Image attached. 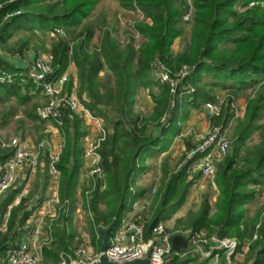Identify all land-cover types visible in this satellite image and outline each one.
<instances>
[{
	"label": "trees",
	"instance_id": "1",
	"mask_svg": "<svg viewBox=\"0 0 264 264\" xmlns=\"http://www.w3.org/2000/svg\"><path fill=\"white\" fill-rule=\"evenodd\" d=\"M99 1L0 0V48L10 49L6 43L17 31L34 35L35 30L62 28L63 37L50 38L48 47L39 39L33 49L51 57L49 77L59 76L71 63L75 65V90L70 77L65 91H75L85 108L104 122L106 135L99 153L105 188L101 191L95 188L87 198L83 185L80 193L81 208L96 250L100 248L103 232L110 229L111 236L123 214L148 192L146 187L134 188L137 176L147 167L146 158L157 157L169 149L190 110L213 100L215 94L211 88L216 87L227 90L228 98L219 114L209 119L211 124L225 127L235 121L230 132L231 148L217 164L213 177L215 199L211 202L209 193H203L196 208L187 210L177 224L193 233L216 232L240 241L256 234L247 257L251 264H264V219L259 220L264 204L250 220L244 208L264 187V123L260 122L264 116V7L239 10V6L247 5L250 0H192L194 13L189 38L174 52L175 40L187 27L182 22L184 0H117L123 9L142 13V19H130L131 27L120 23L118 12L112 20L102 11L93 16ZM19 8L21 14L3 18L5 12ZM96 29L99 36L94 41ZM135 33L139 34L137 41ZM23 47L29 48L26 39L20 47L7 51L23 53ZM157 58L173 71L183 64L190 67L189 75L181 80L175 93L153 76L152 64ZM0 70L16 72L17 69L0 58ZM207 77L210 81L204 80ZM190 87L194 89L192 92ZM245 89H251L252 93L246 98L243 113L237 116L234 98ZM141 90L147 92L153 103L147 115L135 106ZM31 91L39 92L31 80L24 82V77L0 82V100L14 98L18 105L31 102L24 111L43 129L47 121L36 115L39 104ZM62 119L59 131L64 144L58 163L59 198L69 199L70 206L67 216L62 214L52 226V242L43 247L41 264L59 263L62 253L72 251L77 237L72 219L79 202L76 193L88 131L83 119L69 108H63ZM255 134L256 140L250 144ZM194 146L187 143L181 161ZM11 154V148L0 147V164ZM196 158L174 172L163 168L161 182L144 218L146 235L154 224L171 218L185 203L197 178L195 175L187 179V170ZM15 192L1 203L0 212L7 208ZM28 215L22 204L12 208L7 229L0 235V254L20 239L21 226ZM178 257H172V264L198 260L188 254L179 263Z\"/></svg>",
	"mask_w": 264,
	"mask_h": 264
},
{
	"label": "built area",
	"instance_id": "2",
	"mask_svg": "<svg viewBox=\"0 0 264 264\" xmlns=\"http://www.w3.org/2000/svg\"><path fill=\"white\" fill-rule=\"evenodd\" d=\"M185 1V10L182 14V22L189 26L194 7L192 0ZM264 7V0H250L247 5L239 6L244 10L255 6ZM22 13V10L14 9L4 13L3 18H12ZM120 23L122 17L119 14ZM139 19L143 15L138 16ZM123 24V23H121ZM131 27L132 20L127 19L123 25ZM50 37L65 35L62 28L49 29L46 32ZM134 38L137 41L139 34L135 33ZM125 38L121 37V41ZM153 76L156 80L168 84L170 91L175 93L181 80L187 77L191 71L187 65H181L176 70L169 69L158 58L152 64ZM52 72L51 57L41 58V55L35 56L31 64L16 72L0 70V82L12 81L16 77H24L31 80L35 88L43 95L44 102L39 104L36 109V115L46 121L52 122L54 128L58 129L63 125V108H69L77 113L85 122L88 120L91 125V131L87 133L83 142V165L86 171L87 187L84 194L87 198L95 188L100 191L105 188V173L101 167V157L99 146L106 135L104 122L100 117L91 114L76 97L74 93L65 91V86L69 79L67 71L57 77H49ZM194 89L189 88V92ZM224 96H216L213 100L203 102L200 109L207 114L208 118L218 115L221 106L225 103ZM164 121V119H162ZM226 127L222 124H210L209 131L205 138L191 150L185 158L179 163V168L188 160L197 156L189 165L192 173H198L203 178H213L217 169V164L225 157L231 148V143L226 136ZM60 132V131H59ZM96 132V136L93 133ZM63 139L58 143H50L42 138L36 145L37 149L29 148L22 144L20 139L14 138L10 141L0 139L1 148H11L12 154L0 164V197L9 189L13 188L17 179V172L21 170H33L40 163V155L46 150L47 167L49 173L54 176L55 184L52 186V193L46 198L37 200L36 206L30 208L28 201H25L26 188L16 194L12 202L0 216V235L3 234L8 226L13 207L22 204L29 215L21 226V236L14 246L9 247L0 254V264H38L42 260L43 247L52 242V226L55 221L63 214L67 216L70 201H63L59 198V175L58 163L63 148ZM155 192V189H152ZM133 205V204H132ZM135 205V202H134ZM27 207L29 209H27ZM123 214L114 233L109 237V243L104 251L108 261L115 263H125L138 258H144L150 254L151 264H162L165 260L176 256H186L188 254L197 257L196 262L187 264H242V257H245L249 251L251 240L256 238L252 235L251 240L240 241L232 236H219L216 232L203 234L202 232L193 233L190 228L179 227L169 229L163 221L154 224L148 235L145 234V220L137 213L136 215ZM260 221L256 225L258 228ZM175 235H181L186 238L189 251L182 253L184 247L175 251L172 245V238ZM98 238V235L96 236ZM99 250H94L91 246L80 244L72 249L70 253H62L61 260L57 264H95L99 260ZM247 264H251L249 261Z\"/></svg>",
	"mask_w": 264,
	"mask_h": 264
},
{
	"label": "rangeland",
	"instance_id": "3",
	"mask_svg": "<svg viewBox=\"0 0 264 264\" xmlns=\"http://www.w3.org/2000/svg\"><path fill=\"white\" fill-rule=\"evenodd\" d=\"M118 10H119V12H118ZM239 10H241V9H239ZM100 11H102L107 16V18L110 20H112L113 19L112 17H114V15L118 12V14H120L122 17L121 23H123V24L125 23V21H127V19L138 18V16L142 15V13L140 11L133 12L130 10H125L121 6L119 8L118 4H117V0H100L99 4L96 5V8L94 9L93 13L96 16L98 14V12H100ZM189 28L190 27L187 26L184 29L183 35L175 40V42L173 44L175 49L178 50L184 46L185 42L189 38V34H190ZM98 36H99V30L96 29L95 37L93 40L95 41V39H97ZM50 38H52V37H50L48 34L42 38L40 31L34 32V35H33V33L31 34V32H28V31H17L10 38V40H8V42L6 44L8 47H10V49L18 48V47H20L21 41L23 39L24 40L26 39L27 42L29 43V48H28L29 53L28 54L33 52V53H36V56L41 55V58H46V55H48V54L46 52H39V53L36 52L33 49L34 48L33 45L34 46L37 45L39 42L38 40L40 39V40L44 41V44L48 47L50 42H51ZM23 48H25V47H23ZM10 49L9 48H0V56L2 53H4V51L10 50ZM23 51H27V49L25 48V49H23ZM20 56L22 57V55H20ZM25 56H27V55H25ZM26 61H27L28 66H29L31 64V61L30 60H26ZM66 71L68 73V69ZM27 80H29V79L24 78V82H26ZM204 80L210 81V78L207 77V78H204ZM35 90H38V89L35 88ZM211 90H212L213 94H215L216 96L217 95L221 96V97L224 96L225 100L228 98V91L225 89H218L216 87L215 88L212 87ZM251 93H252L251 89H245L244 91H241L240 94L236 98H234V104L233 105L235 107V112H236L237 116H239L243 113L246 98ZM42 99L43 98L40 95V97H38V98L36 97L34 101L37 102V104H43L44 101ZM152 104L153 103L151 101V98L149 97L147 92L145 90H141L140 94H138V97H137V101H136V105H135L136 109L138 111H141L144 115H147V114H149V111L152 107ZM30 105H31V102L28 104H24V105H18V103L16 102V99H14V98H10L7 101L0 100V139H2L4 141H10L14 138H18V139H20L21 143L25 144L27 147L37 149L36 144L39 142V140L44 138V137H42L39 139L38 138L39 135L45 129L46 125H48V128H49V125L51 122L50 121L46 122L43 129L39 128L40 125L38 123H33L34 121H32L26 115V111H24L25 109L29 108ZM198 106L200 107L201 103ZM11 112H12V114H11ZM204 116H206L208 118L206 113H204ZM19 119L23 120V121L21 122ZM234 122L235 121L232 120L230 123H228L226 125V130H225L226 132L225 133H226V136H227L229 141H230L231 128H232ZM260 122L264 123V116ZM190 127L191 126H189V125H185L184 129L187 130L188 134L190 133V134H192V136H194V133H193L194 130L190 129ZM87 131L90 132L91 129L87 128ZM208 131H209V128L204 135L199 137L197 142L195 141L196 142L195 145L199 144L205 138ZM18 132H19V134H18ZM42 134H43V132H42ZM18 135L21 136V138ZM93 135L96 136V132H94ZM255 140H256V134L253 135V137L251 138L249 143L251 144ZM230 143H231V141H230ZM183 153H184V150H182L180 147H178V148H175L174 150H171L170 152L168 151L165 154L161 155V153H160L159 155H161V156H158L156 158H151V157L146 158L145 163H146L147 167L139 173V174H141V177L143 180L142 183H139V184L144 185L148 189V192L146 193V195L144 197L145 202L143 200H141L140 205L137 206V209L139 210L138 212H140L139 216L142 219H144L146 217L147 211L149 208V204L151 202L150 200L155 195L156 190L159 187V183L161 182V178L163 175V168H165L166 171H168V172H174V170L175 171L178 170L180 167L179 163L181 161L180 157L182 156ZM187 172H188V178L187 179L192 178L195 175H197V178H195V183L192 185L190 192H189V195L186 198L185 204H183L184 207L181 208L180 212H183V210H185L187 212V210H189V209H195L201 200V196L205 192L209 193L210 201L212 202L214 195L216 193V189L214 188V184H213V178H203L198 173L190 172L189 168H188ZM86 182L87 181L85 180V182H84L85 188L87 187ZM137 187H140V186L134 185V188H137ZM152 189H155V192H152ZM82 201H83V199L81 197L79 202H78L80 209L78 211V216L75 219L76 224L74 222V227L76 230L77 237L75 238L73 246L76 247V246H79L80 244H86L87 246H91L95 250L96 249L95 244H94V241H93L92 236L90 235V232L88 229L87 217L85 216V213L82 211V208H81ZM263 204H264V187H262L260 189V192H258L255 195V198L251 202H249L245 205L244 208L246 209V218L248 220H250V218L254 217V215L256 214V211ZM186 212H184V213L186 214ZM175 215L177 216V213ZM183 216H181V217H175V216L173 217L172 216V218H170L169 221H167V224H166L167 227L169 229H172V230L176 229L177 225H178L177 220L181 219ZM263 219H264V209L261 211L259 220L262 221ZM178 227L180 229H182L181 227L186 228V226H183V225H180ZM202 233L206 234L205 232H202ZM246 240H251V239L247 238ZM190 249H191V245L189 244L188 246H185V248H183L182 253L185 251H189ZM248 254L249 253L247 252L246 255H244L245 257H242V260H241V262L243 261L242 264H247L249 261H252L250 259V257L249 258L247 257ZM186 258H188V257H186V256L178 257L179 263L184 261ZM42 261H43V254H42V260L38 264H41ZM194 262L197 263V260H194Z\"/></svg>",
	"mask_w": 264,
	"mask_h": 264
},
{
	"label": "crops",
	"instance_id": "4",
	"mask_svg": "<svg viewBox=\"0 0 264 264\" xmlns=\"http://www.w3.org/2000/svg\"><path fill=\"white\" fill-rule=\"evenodd\" d=\"M117 4H118V7L120 8L118 1H117ZM118 12H119V10H118ZM93 16H95L94 13H93ZM37 31H39V30H35V32H37ZM40 33H41L42 38L45 37V35H46L45 32H40ZM172 50L174 52H177L180 49H178V50L175 49L174 45H173ZM28 53H29V49H27V51H23V53H18V51L14 52V53H11L9 51H4V53L1 54L0 58L4 61L10 63L15 69H17L16 71H18V70H22L23 68L28 66V63L26 60L32 61V59L36 56V53H33V52H31L30 54H28ZM20 55H22V57ZM25 55H27V56H25ZM105 69H106V67H105ZM68 73H69L68 74L69 78L72 77L73 84H74L73 89L75 90V87H76V67L73 63H71L68 66ZM74 92L75 91H72V93H74ZM31 93L33 95H35V98L36 97L38 98L41 95V97L43 98L42 100L44 101V97L42 96V94L40 92L31 91ZM88 123H89V121L85 120L84 124L86 125L87 128L91 129V125ZM210 124H211V120L209 118H207L206 116H204V112H203V110L200 109L199 106L194 108V109H191L186 122L182 125V128L179 131V133L176 134V136L174 137L171 146L169 147V149L167 151L162 152L161 155L167 153L168 151L170 152L171 150H174L175 148H178V147H180L182 150L185 151L187 143L194 146L195 143L198 141L199 137H201L202 135H204L206 133ZM185 125L191 126L190 129L194 130L193 131L194 136H192V134H190V133L188 134L187 130L184 129ZM42 132H43V134H42ZM42 132L38 138L40 139V138L44 137L50 143H58V142L62 141V139H63L62 135L58 131V129L54 128V126L52 125V122L50 123L49 128H48V125H46L45 129ZM18 134H19V132H18ZM19 137L21 138V136H19ZM45 152H46V150H43L41 152L40 163L35 169H33V170H21V171L17 172L18 174H17L15 186L13 188L9 189L2 197H0V205L2 202H4L6 200L7 197L10 196L11 193H13V191L16 190V192L14 193V195L11 199V202H12L13 199L15 198L16 194H18L20 191H22L24 189V187L26 188V194H25L24 198H25V201L29 202L30 208L34 209V207L36 206L37 200H41L42 198H46V197L50 196V194L52 193V186L55 184L56 178L54 176H52L48 171L47 157H46ZM161 155H158V156H161ZM152 158H156V157H152ZM59 180H60V175H59ZM85 180L87 181L86 171L82 167L81 171H80V176H79V186H78V190L76 193L78 200H80V198H81V195H80L81 189H82L81 187L84 185ZM142 181L143 180H142L141 174H139L137 177V181H136L135 185L140 186V187H145L144 185L139 184V183H142ZM214 188H215V186H214ZM214 199H215V197L213 198V200ZM141 200L144 201L145 198L138 199L137 201H135V205L133 203L132 207L126 213V214H128V216L134 215V214L136 215L137 213H140V212H138L139 210L137 209V206L140 205ZM182 207H184V205ZM181 208L178 210L179 212L178 211L176 212L177 216L175 215L176 213H174L172 216L173 217L174 216L175 217L183 216L185 214L184 212H186V211L183 210V212H180ZM27 209H29V208L27 207ZM79 209H80V206L77 204L76 209H75L76 213L74 215V218L72 219L73 228H75L74 222L76 224L75 219L78 216ZM25 210H26V208H25ZM2 213H3V211L0 212V216ZM172 216H171V218H172ZM169 219L166 221H163L165 223V225L167 224V221H169ZM178 226L179 225H177V228H178ZM182 247H184V246H182Z\"/></svg>",
	"mask_w": 264,
	"mask_h": 264
},
{
	"label": "water",
	"instance_id": "5",
	"mask_svg": "<svg viewBox=\"0 0 264 264\" xmlns=\"http://www.w3.org/2000/svg\"><path fill=\"white\" fill-rule=\"evenodd\" d=\"M109 237H110V229H106L102 234V239L100 242V248H99V260L95 264H119L115 262L108 261L107 258L104 255V251L106 250L108 243H109ZM187 240L185 237L181 235H175L172 238V245L173 249L175 251H179L182 246H186ZM122 264H151L150 261V254H148L144 258H138L132 261H128ZM162 264H172L171 259L165 260Z\"/></svg>",
	"mask_w": 264,
	"mask_h": 264
}]
</instances>
